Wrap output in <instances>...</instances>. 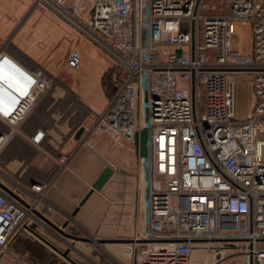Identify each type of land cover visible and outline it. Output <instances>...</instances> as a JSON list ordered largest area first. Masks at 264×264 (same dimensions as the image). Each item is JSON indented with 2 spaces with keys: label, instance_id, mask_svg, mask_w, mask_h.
<instances>
[{
  "label": "built area",
  "instance_id": "obj_1",
  "mask_svg": "<svg viewBox=\"0 0 264 264\" xmlns=\"http://www.w3.org/2000/svg\"><path fill=\"white\" fill-rule=\"evenodd\" d=\"M87 2L34 0L125 69L124 84L84 131L132 141L148 131V154L140 157L142 228L123 248L130 264H189L199 252L209 253L213 264H264V0ZM236 22L251 26L247 55ZM81 61L76 48L67 65L78 70ZM14 65L0 53L2 70L20 71L14 73L18 91L0 97V119L9 128L0 147L20 132L55 79ZM237 76L250 77L255 92L254 111L243 121L234 113ZM43 138L39 131L32 142L39 146ZM45 188L33 184L18 198L0 190V264H32L11 245L20 232L43 233L39 226L46 223L36 213L43 215L38 204Z\"/></svg>",
  "mask_w": 264,
  "mask_h": 264
},
{
  "label": "crops",
  "instance_id": "obj_2",
  "mask_svg": "<svg viewBox=\"0 0 264 264\" xmlns=\"http://www.w3.org/2000/svg\"><path fill=\"white\" fill-rule=\"evenodd\" d=\"M95 1L88 0V7ZM76 48L82 61L73 70L67 58ZM0 53L25 73L55 77L53 88L37 101L20 132L1 144L0 190L26 197L33 184L46 185L38 209L48 220L58 227L66 224L63 229L69 231L77 225L104 241L70 240L41 219L46 223L39 226L43 233L20 232L12 249L32 264H114L109 258L130 264L124 244L141 230L143 215L138 149L134 141L108 133L84 131L76 137L112 102L125 82L124 67L84 39L68 20L34 0H0ZM8 131L0 119V134ZM39 131L44 138L37 146L32 137ZM106 167L113 169L111 178L80 206Z\"/></svg>",
  "mask_w": 264,
  "mask_h": 264
},
{
  "label": "rangeland",
  "instance_id": "obj_3",
  "mask_svg": "<svg viewBox=\"0 0 264 264\" xmlns=\"http://www.w3.org/2000/svg\"><path fill=\"white\" fill-rule=\"evenodd\" d=\"M42 5V4H41ZM45 6V5H44ZM226 12H228V5L224 8ZM59 15V14H57ZM60 16V15H59ZM61 17V16H60ZM63 18V17H61ZM64 19V18H63ZM66 20V19H65ZM69 22V21H68ZM71 23V22H69ZM72 24V23H71ZM73 29L82 34V30L78 29L76 26L72 24ZM237 40L239 44V48L242 54L247 55L251 52L252 47V29L251 26L244 22H236L235 24ZM89 41L93 43V41L87 38ZM119 63V62H118ZM120 64V63H119ZM121 65V64H120ZM204 105V96L202 93V106ZM255 107V92L253 81L250 77L247 76H237L234 82V113L236 121L245 120L248 115H250L254 111ZM6 133V132H5ZM73 231L64 230L67 233L78 234L84 238L91 239L92 242L96 243L97 239L92 237L87 233V231L82 230L79 226L74 225ZM66 239V238H65ZM189 264H213V258L209 253L196 254L191 257ZM221 264H241L240 261H225Z\"/></svg>",
  "mask_w": 264,
  "mask_h": 264
},
{
  "label": "water",
  "instance_id": "obj_4",
  "mask_svg": "<svg viewBox=\"0 0 264 264\" xmlns=\"http://www.w3.org/2000/svg\"><path fill=\"white\" fill-rule=\"evenodd\" d=\"M181 53L180 50L177 51V54L179 55ZM84 133V128H81L78 133H77V138L79 139L81 135ZM147 139H148V131L146 129L142 130L140 133H136L133 141L135 144V147L138 149L140 157H146L148 154V147H147ZM113 174V169L111 167H106L103 172L99 175V177L96 179V181L93 183L91 190L87 194V196L84 198L82 201L81 205L82 206L86 200L89 198V196L95 192V191H100L104 187V185L108 182V180L111 178ZM2 189L6 190L5 187L1 186ZM8 194L11 196L18 198L14 193L8 191ZM38 217H40L42 220H44L46 223H48L55 231H57L60 235L63 237H66L70 240L73 241H87V242H92L91 239L88 238H83L79 237L75 234H69L64 231L63 228H65L67 225L65 224L63 227H58L57 225L53 224L50 220H48L45 216L41 215L40 213H36ZM76 213H74V216ZM104 241L103 240H97V243L102 244ZM70 252V248L64 253L65 256H67ZM255 264H258V262H255Z\"/></svg>",
  "mask_w": 264,
  "mask_h": 264
},
{
  "label": "bare ground",
  "instance_id": "obj_5",
  "mask_svg": "<svg viewBox=\"0 0 264 264\" xmlns=\"http://www.w3.org/2000/svg\"><path fill=\"white\" fill-rule=\"evenodd\" d=\"M19 72L20 71L18 70V68H15L11 73V72H7L6 70H2L0 67V97L4 96L5 93L9 91L13 93H16V91H18V87L15 85V81H14V77H15L14 73L19 74ZM198 254H202V253L199 252Z\"/></svg>",
  "mask_w": 264,
  "mask_h": 264
}]
</instances>
